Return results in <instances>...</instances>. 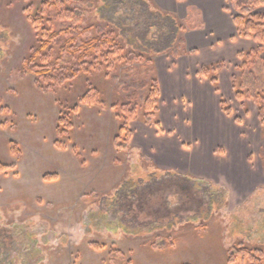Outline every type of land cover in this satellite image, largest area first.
<instances>
[{"label":"rangeland","instance_id":"rangeland-1","mask_svg":"<svg viewBox=\"0 0 264 264\" xmlns=\"http://www.w3.org/2000/svg\"><path fill=\"white\" fill-rule=\"evenodd\" d=\"M43 1L0 0V163L8 167L0 173V264H229V249L240 243L264 259V122L255 98L264 91V46L237 34L216 43L195 0H167L169 11L151 0L180 20L181 38L211 35L214 45L180 58L147 57L111 76L104 69L88 75L72 53L63 52L64 79L45 82L31 58L39 39L30 21ZM76 1L86 15L83 26L93 27L90 36L99 28L118 34L116 24L125 37L137 33L132 1ZM222 1L231 24L235 6ZM66 22L54 17L58 26ZM47 33L51 58L45 67L57 64L61 47L50 39L56 33ZM156 37L151 30L148 40ZM255 48L261 55L245 78L249 65L240 55ZM47 51L46 45L40 49ZM209 66H218L217 72L204 74ZM153 78L160 125L130 118L131 140L119 150L117 115L122 104L131 109L124 85ZM242 82L249 90L241 89L239 98ZM94 89L99 95L83 100ZM147 90L135 99L140 112ZM68 113L72 127H59ZM149 140L180 148L178 160L188 174L155 163L148 152L155 150L141 148ZM167 172L190 177L192 190L185 195L162 186L132 198L131 209L120 207L125 183L135 188Z\"/></svg>","mask_w":264,"mask_h":264},{"label":"trees","instance_id":"trees-1","mask_svg":"<svg viewBox=\"0 0 264 264\" xmlns=\"http://www.w3.org/2000/svg\"><path fill=\"white\" fill-rule=\"evenodd\" d=\"M105 5L108 0H103ZM132 1L130 5L132 11H135L133 17L134 22L137 26V33L133 37H125L124 30L117 25L118 34L114 31H107L105 29L99 28L96 31L97 36H90L92 25L89 24L88 27L84 23L85 13L81 11V5H75L76 0H67V2H62L61 0H44L40 5V9L36 12L35 16L30 17V21L35 29L37 30V38L39 39V44L34 47V53L32 55V62L34 67L39 70L37 73L38 78H44V81H49L48 78L53 80H58L59 77L63 76V72L60 67V61L63 52L72 53L74 60L76 61L77 67H82L88 75L93 73H100L106 70V75L111 76L116 74V72L122 67H129L135 62H144L146 58H154L157 55H162L163 53H170L175 58H180L185 56V54L190 53L187 49V45L184 39L180 37L184 28L174 14L166 13L161 9H158L151 0H129ZM70 2V4H69ZM111 4L125 3V0H110ZM230 2L235 6L236 15L234 18V25L236 29L237 36L240 38H246L249 40L256 41L258 44L264 46V0H230ZM130 3V2H128ZM109 7V5H108ZM229 9L226 8L225 11ZM55 11V13H54ZM52 13V14H51ZM56 15H54V14ZM103 13V12H101ZM100 13V14H101ZM138 13V14H137ZM55 19L66 20L65 24L59 25L54 23ZM109 20L108 23H111ZM51 26V30L49 26ZM84 27V28H83ZM156 29L158 37L153 40H148L150 31ZM49 30V31H48ZM53 31L56 34L50 37L51 40L58 41L60 43L59 51L55 61L57 64L46 65L42 62H47L46 59L51 58L49 56L50 48L48 42L49 38L45 40L48 35L47 32ZM58 31V32H57ZM143 43V44H141ZM46 45L48 50L46 54L40 52ZM128 46V47H127ZM127 47V48H126ZM261 48H255L244 52L240 55V58L244 66L249 67L244 69L245 78L246 75H250L248 72L250 66L257 57L261 55ZM35 58V60H34ZM39 59V61L37 59ZM59 67V71L56 70ZM67 66L64 65V69ZM218 66H209L204 68V74L216 73ZM41 69V70H40ZM246 70V71H245ZM70 73L75 76L78 74L76 67L73 66ZM214 76V77H213ZM211 81L215 86L218 85V77L213 75ZM252 76V75H250ZM116 78V77H115ZM114 78V79H115ZM64 78L62 77V80ZM152 83L137 82L132 83L128 87L124 85V89L129 92V97L127 101L129 102V107L127 105H121V110L123 113L118 112L119 120V133L115 138L117 140V149L127 148L128 142L131 140L132 132H130L128 127V120L130 118H138L146 123L155 124L159 126V114L158 99L160 96V91H158L157 79H152ZM63 83V82H62ZM238 79L233 78L234 87H237ZM247 84V83H246ZM256 84V83H254ZM246 86V87H245ZM240 90L237 92L239 98H243V93L241 89L249 90V87L245 85V82L240 84ZM256 87V86H255ZM134 89L135 92L131 93L129 90ZM148 89V96L146 98H141L143 106L141 107V112L138 110L137 99L140 95V90ZM257 89V87H256ZM97 89L91 90L83 100L92 101L95 96L99 95ZM92 95V97L90 96ZM97 98V97H96ZM257 99V105L262 116V121L264 122V91L259 90L255 94ZM225 102L223 101L222 106L225 108ZM127 109V110H126ZM226 109V108H225ZM76 110V108H74ZM70 111V110H69ZM227 111V109H226ZM72 127V121L70 114H62L60 116L59 127ZM58 127L59 132H61ZM8 170V167L3 166L0 163V173ZM151 181L145 184H136L134 188V182L125 183L121 195L122 199L120 201L121 206L132 207V198L139 197V195L145 196L146 193L153 194L154 190L164 188H177L179 192L187 195L192 190V183H188L192 179L181 174H174L172 172L165 173L163 179H158V175H150ZM133 181V180H132ZM163 188V189H164ZM133 195V197H131ZM190 199L191 196L189 195ZM98 250L104 248V246L97 247ZM119 254L113 251L111 255ZM228 263L229 264H264V259L262 256L258 255L254 251H250L246 244L240 243L235 247L229 249L228 253Z\"/></svg>","mask_w":264,"mask_h":264},{"label":"crops","instance_id":"crops-1","mask_svg":"<svg viewBox=\"0 0 264 264\" xmlns=\"http://www.w3.org/2000/svg\"><path fill=\"white\" fill-rule=\"evenodd\" d=\"M171 1V0H170ZM157 6L162 9H167L168 11L171 9L169 8V2L167 0H156ZM195 2L199 3L202 8H204L206 18L205 23L203 24L205 27L210 26L212 30H214L215 36H218L217 42L225 41L226 39L230 40L231 37L236 33L234 21L230 23H227V20L229 21V18H226V15L228 14L223 7V1L222 0H195ZM226 14V15H225ZM207 23V25H206ZM204 27V28H205ZM212 36L211 35H186L184 39V42L187 45V49L189 50V54L195 53L197 51L208 49L209 47H212L213 42L209 41ZM187 54L188 56H190ZM201 98V95L198 96ZM204 107L200 106L194 113H202V108ZM205 113V112H204ZM194 117H197V113L194 114ZM194 118V124L197 125V122ZM197 131V128L195 129ZM153 145V146H152ZM141 148L145 150L146 148L148 150H155V151H148L152 156V160L155 161L159 166L163 168H170L174 169L176 171H184V173L188 174V171L184 170L183 168V161L178 160V151L181 152V149L178 148L173 144L171 141L165 142V140H162L161 142L152 141L149 140L144 143ZM182 165V166H181ZM186 171V172H185ZM196 172V171H194ZM197 173V172H196Z\"/></svg>","mask_w":264,"mask_h":264}]
</instances>
